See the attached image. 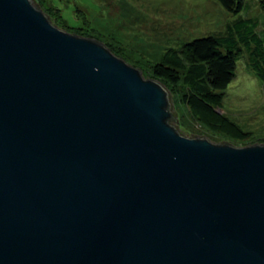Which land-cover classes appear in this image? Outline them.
Listing matches in <instances>:
<instances>
[{"label": "water", "instance_id": "obj_1", "mask_svg": "<svg viewBox=\"0 0 264 264\" xmlns=\"http://www.w3.org/2000/svg\"><path fill=\"white\" fill-rule=\"evenodd\" d=\"M168 91L32 0H0V264H264V145L179 133Z\"/></svg>", "mask_w": 264, "mask_h": 264}, {"label": "rangeland", "instance_id": "obj_2", "mask_svg": "<svg viewBox=\"0 0 264 264\" xmlns=\"http://www.w3.org/2000/svg\"><path fill=\"white\" fill-rule=\"evenodd\" d=\"M34 1L52 24L72 34L97 39L111 53L139 68L143 77L154 79L153 66L169 47L222 31L226 23L237 17L216 0ZM245 4L237 14L261 17L264 21V0H246ZM244 57L243 54L239 58L236 75L224 90L219 109L243 131L242 137H229L206 126L184 102L183 83L166 82L180 132L241 147L264 145V82L248 68Z\"/></svg>", "mask_w": 264, "mask_h": 264}, {"label": "trees", "instance_id": "obj_3", "mask_svg": "<svg viewBox=\"0 0 264 264\" xmlns=\"http://www.w3.org/2000/svg\"><path fill=\"white\" fill-rule=\"evenodd\" d=\"M32 1L40 9L37 2ZM216 1L237 17L226 23L222 31L192 38L178 47H169L154 64L152 75L156 81H163V87L166 82L175 84L181 81L185 87L182 98L198 120L229 137L240 138L243 131L219 109L224 90L235 77L243 54L248 68L264 82V25L261 26L264 21L261 17L237 14L246 5V0ZM169 108L172 117L168 122L183 134L176 124V112L172 110L171 102Z\"/></svg>", "mask_w": 264, "mask_h": 264}]
</instances>
